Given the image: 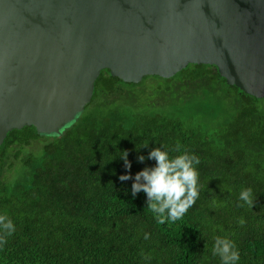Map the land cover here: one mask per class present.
Segmentation results:
<instances>
[{
	"label": "trees",
	"instance_id": "16d2710c",
	"mask_svg": "<svg viewBox=\"0 0 264 264\" xmlns=\"http://www.w3.org/2000/svg\"><path fill=\"white\" fill-rule=\"evenodd\" d=\"M159 146L200 159L199 199L175 223H157L145 194L133 197V181L119 179L154 166L137 156ZM247 188L254 205L238 207ZM0 215L16 226L0 264H220L214 236L236 242L240 264H264V98L228 85L209 65L138 84L103 70L62 136L32 126L7 134Z\"/></svg>",
	"mask_w": 264,
	"mask_h": 264
},
{
	"label": "water",
	"instance_id": "95a60500",
	"mask_svg": "<svg viewBox=\"0 0 264 264\" xmlns=\"http://www.w3.org/2000/svg\"><path fill=\"white\" fill-rule=\"evenodd\" d=\"M191 64L263 99L264 0H0V146L62 136L103 70L138 84Z\"/></svg>",
	"mask_w": 264,
	"mask_h": 264
},
{
	"label": "clouds",
	"instance_id": "9594fccd",
	"mask_svg": "<svg viewBox=\"0 0 264 264\" xmlns=\"http://www.w3.org/2000/svg\"><path fill=\"white\" fill-rule=\"evenodd\" d=\"M147 147L148 145L144 146ZM174 151L181 152L179 144ZM127 157L128 153L124 151L120 159L123 160L125 169L130 172L131 163ZM145 160L155 161L154 166L144 167L134 176L121 175L120 181H133L131 185L133 197L140 192L145 194L147 208L154 214L157 223H175L181 220L199 199V172L196 166L200 164V159L187 152L171 156L168 149L159 146L153 147L147 157L137 156L139 163L143 164ZM239 201L243 204H238V207L246 204L252 208L254 205L252 189H243L239 194ZM244 223L243 219L239 220L241 226ZM15 231L13 221L7 215H0V248L7 243L6 237L12 236ZM143 239L149 240L150 234L145 232ZM213 240L212 255L219 257L220 264H240L241 254L234 240L227 236H214Z\"/></svg>",
	"mask_w": 264,
	"mask_h": 264
}]
</instances>
